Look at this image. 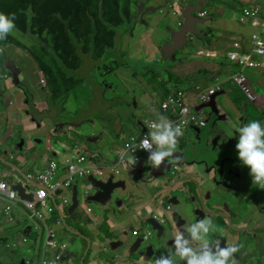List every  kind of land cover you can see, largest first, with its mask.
<instances>
[{"label":"clouds","instance_id":"obj_1","mask_svg":"<svg viewBox=\"0 0 264 264\" xmlns=\"http://www.w3.org/2000/svg\"><path fill=\"white\" fill-rule=\"evenodd\" d=\"M192 1H196V0H184V6L181 7L179 5L181 9L179 11L178 21L175 22L174 30H178L182 27L184 19L181 16V12H182V10H184L186 8L187 5L192 3ZM207 2L208 1L203 3L202 9L199 12L194 14L199 19H205L206 20L205 23L197 25L198 30L200 32H204V34L202 36H195L194 34L187 33L186 34V43L184 45H186V47L189 48L190 47L189 45L196 41L197 47H199V49L196 52V56L203 57V58H215L217 56V51L205 52L203 50V48L206 46V44H212L214 41L217 42L218 39H226V41L229 43V47L225 51L226 56L228 58L227 60L236 68V70L234 72H232V74L235 73L238 70V68H241L244 72L242 76L245 79L244 80L245 83L251 87V90L256 97L254 102H250V101H248V99L244 95L240 94V92H239V98H240V96H242L243 100H241L240 105H238V106L241 109H243L244 111L245 110L251 111V110L256 109V110H260V111H256V112H263L264 111V105L260 106V99L263 100V102H264V95H262V91H264V88L261 91L260 95L257 96L254 93L251 81L246 76V71L247 70H259L261 68H264V62L261 60V58L264 57V0L245 1L244 3L246 4V6L240 9V12L237 16V19H235V20L239 24H248L252 28V31L249 34V36L244 40H242L238 37H235V36H232L231 38L228 39L227 36L220 35L219 32L214 30V28L207 26V23L210 21L211 18H215V17L219 16L220 14H222L221 5L215 1L214 2L215 15L214 16L209 15L208 12L204 9V4H206ZM141 3L143 4V9L141 11L140 18H138V20L134 21L133 17L136 15L138 8H139ZM133 4H136V2L134 0H132V3H131L130 20L124 21V22H129V23L135 24V22H137V21L141 22V20L143 19V15L145 14L144 13V5H146V4L144 3L143 0H139L138 6H136L135 9H132ZM178 4H179V2H178ZM148 8L149 9L147 11H158L160 9H163V8H159L158 6H155V7H149L148 6ZM167 8L169 9L168 5H167ZM133 12H135V13L133 14ZM30 13H31L30 8H26L24 10V15H29ZM18 29L20 31H22L16 23L15 13L5 12L3 10H0V73L1 72L4 73L2 76H0L1 77L0 78V88L1 87L5 88V86L3 85V82H2V79L5 76L9 77V79L12 83L11 72L8 68H6V60H7L8 56L5 58L3 56V53H4L5 49H7V51H8V47H10V45H11V40H12L13 36L15 35V33L17 32ZM115 31H116V28H115ZM172 31H170L169 34ZM26 35H28V34H26ZM35 36H38V35H35ZM116 38H117V31H116ZM116 38H115L114 46L116 43ZM211 40L213 41L212 43L210 42ZM257 40H260L261 46L258 44ZM198 42H202V45H198ZM114 46H113V48H114ZM183 48H184V46H183ZM108 50H111V49H108ZM124 51H127V50H124ZM178 51H181V50H178ZM232 52L236 53L238 58L231 57ZM102 58H99V60H101ZM157 58H158V60H157L158 63H163L166 61L169 62L168 60L160 62L161 57H160L159 45L157 46V55H156L155 59H157ZM172 58L174 61L169 62V63L174 64L176 69H178L183 74V77H185L188 74H191V73L183 72V70L185 68L180 67L182 62L185 60L194 61L193 60V58H194L193 54L191 52H189V50L184 55L183 59L180 56L176 58L175 56H173V54H172ZM154 61H152V62H154ZM245 62H255V65H253V66L248 65V63L246 64ZM3 63H5V67H3ZM206 69H207L206 66H205V69L200 68V72H198V74L202 77L204 75ZM4 70H8L9 73H6ZM149 72H151V73H149ZM202 72H204V73H202ZM144 73H146V74L148 73V78H146L145 80H142V82L139 85L150 89L147 85H144L143 82L148 81L149 83H152L153 81L151 80V78L157 73V71H148V72L145 71ZM182 79L179 80V87L177 89H181L182 85H181L180 81ZM125 80H126V82L123 83L124 84L123 90H122V92L119 93V94H121V98L116 99V100H121V99H124L125 96H128V101H126L128 103L127 107H131V103L134 106L135 105L134 101H136V104L138 106V109H136L133 113L134 123L131 124V126L134 129H137L138 134L137 133H131L127 136V137H129L133 134H137L139 136L145 137L139 141L138 148L142 149L144 151H147V152H142L140 155L136 156L137 163L142 162V160H143L152 167L150 169H153V170L154 169H157V170L163 169L167 165L168 158L170 156H172V154L177 149V143L179 141V138H180V136L183 135L182 128L179 124H174L171 120H169L167 117H165V115L161 109H162V105L166 102L159 103L155 99V94H156L155 91L152 90V92H150L147 100L140 107L137 103V100H136V96L139 94V91L134 90V86H129L127 84V78ZM13 85H15V84H13ZM201 89H204V88H201ZM169 93H172V92H169ZM0 96L3 97L5 95H0ZM179 97L181 100L185 99L186 98L185 92L182 93ZM150 100H152L153 103L149 108H146L145 104ZM205 103H208V102L197 103L195 108L198 105L205 104ZM155 106L158 107L160 115L157 114L156 117H153V115H154L153 108ZM195 108H194V111H196ZM139 110L142 111V115H141V117H136L135 115L139 112ZM205 110L206 109H202L198 112L196 111L199 114V117H200L199 120H202V122H203V112ZM142 118H150L151 120L144 121ZM199 120H197L193 124H195L196 126H199V124H198ZM149 123H152L151 129L148 126ZM62 124L64 127L58 130L60 132H58V137H57L56 141L63 142V140L68 139V142L65 143L63 149H61L60 152L56 148H54L55 146L53 144L56 141H54L53 143L50 142L48 144L47 140H49V139H46L44 141V139L43 140H40V139L36 140L35 137L32 138L34 141L42 142V145H44V146L48 145V147H45L46 150L49 152L46 154L47 156H49V155L52 156V152H53L52 150L53 149L55 150L54 152H55L56 156L61 155V151L66 150V152H64V154L62 155V157L65 156L64 162L62 160L59 161V163H57L55 160L49 161L48 164L46 165V167L38 174L37 182L34 184H31L29 182L31 177L24 173L23 167L14 162L13 154H15L16 158L21 157L23 159H25V158L31 159V158H38V157L41 159H44V158L41 156L35 155V153L33 151L26 148V140L28 139V136L26 134L24 136L23 135L20 136L17 133H15L13 131V128L15 129V127H13L12 123H8L4 127L1 126L0 143H4V141H6V139L9 137L10 138L14 137L16 140L12 141L8 144L7 150L4 151L2 153V155L0 152V157L4 160H9L10 162H12V166L14 168L18 169L23 174L24 179H22V183H23V187L26 190L25 191L26 194L30 190H32L33 200H34V196L37 195V193L40 189L41 176L44 173V171L49 168V163L52 161L55 162L59 168L57 171V174H56L57 180L64 181L66 177H69L72 179V185H71V189H70L71 195H72V186L77 185L75 181L79 178H83V179L87 180L89 177H92L96 180H101V181H107L108 179H112L113 182L124 181L128 186L130 185L129 180L132 177L134 168H131L130 166H128V163H130L131 165H134L136 163V159L133 156L128 154L129 160L125 163V172H127L128 176H129L128 180L118 179V176L121 174V172L117 168V165H116L117 161H116L115 156L112 155L111 160L108 161V160L102 159V151L101 150H97L95 153H88L87 152V154L84 155V154H82V151L76 145H72L70 148H67V145L71 144V142H72V136L69 134V130L72 128L76 129V127L67 126V124H74L71 122L62 123ZM193 124H190L189 126H193ZM59 125H61V124H59ZM74 125H79V124H74ZM8 126L11 127L12 134H8L7 137L4 138V140L2 141L1 138L3 137V135L6 131V128ZM17 126L19 127L20 125H17ZM57 126H54L53 128L55 129V128H57ZM143 127H145L146 129L143 130L142 132H139V129L143 128ZM55 133L56 132L51 133V134H55ZM236 133H238V137H237L236 142H235V150H236L235 155L240 160V164L245 167L249 178L252 179V183L254 185H258L260 189H264V122L262 121L261 118L248 117L247 115H245V117L243 118L241 126L238 129H236ZM62 134H63V136H62ZM17 135H18V137H20L24 140V145L22 146V151L20 153L15 152L12 148L13 145L18 144V142H19V138H17ZM228 135H229V137H231L233 135V132L230 131L228 133ZM92 139H95L94 141H96L95 137H90L87 139V142H94V141H92ZM88 140H91V141H88ZM0 149H1V147H0ZM134 150L135 149H133V151ZM56 151H58V153ZM56 156H54V157H56ZM95 160H96V162H95ZM0 167L3 168V167H6V165H4L3 163L0 162ZM177 167H179V166H175V167L171 168L172 177H175V181H176V176L174 175L173 171L176 170ZM150 169H148V170H150ZM146 174H148V173H146ZM144 176H145V174H144ZM144 176H143V178H144ZM2 181H6V183L8 184L7 177L4 176L3 174H0V194L2 195V197H4V200L9 203L4 208V210H6L4 214L8 217L9 221L12 220V217L10 215V210H11L12 204L19 202L23 205L24 209L26 210L28 219H30L33 222L32 229L38 234L43 233V241H42V244H41L39 250L37 251V253H34L32 251V247L29 246L26 250V255L30 254L31 256L35 257L37 259V261L41 258L51 259L53 254L58 250L57 248L62 243H64L65 249L61 252V256H62L64 254V252L67 250V248H69V245L67 243V238L62 237V235H61L58 239L54 230L51 228L50 223H51V216L52 215L50 216L49 219H47L45 221H42V222L37 221L34 217V207L31 205V202L33 200L32 201L21 200L19 197H17L15 192L10 190V187H9V192H6L1 186ZM175 181H174V183H175ZM173 184H172V186H173ZM8 186H9V184H8ZM172 186L170 188H172ZM188 187H189V185H188ZM172 189H174V191H175V188H172ZM86 190H87V195L90 196L89 189H86ZM57 191H60V190H57ZM76 191H77V189H76ZM60 192L56 195H54L55 192L53 193L54 198H55V200H54L55 204H59L56 197L58 195H60ZM197 192H198V195L200 196L199 188L197 189ZM172 195L176 197L177 203L174 205H166V206L175 207V206L180 205L183 201L186 202V205H187V202H190L191 203L190 206L191 205L193 206L196 203V202L193 203V201L196 200L195 198L190 199L191 192L185 193L182 196V198H180V200L177 198V196L174 192L172 193ZM76 200H77V205L73 210V214L78 217L79 223H81L82 225H79V223L73 225L70 222V220L68 219V209L72 205V201H71V204L69 206H66L67 207L66 216L64 214L65 206L63 208V212L61 215L59 214L58 210H56L54 213L58 214V216H59L58 220L61 221V219H64L67 222L68 226H69V224H71L73 226H78L82 229H85V228H88L90 223H91V221L88 218V214L90 211H93L87 205H90V204L95 205L98 208V211L100 213V214L95 213L99 217L98 221L96 222V225L99 227L98 224L102 220V218H104L106 220V222L110 225L109 233L102 232L100 227H99V229L103 235H102V240L96 242V244H95L96 249H97V243L102 242L105 238L107 240H115V241L118 240L120 238V235H121L120 232L124 229L128 233V239H134L135 237H138L142 234H145L147 236V240H148V236H149L150 232H152L148 227L145 226V229H142L137 224L138 222H141L140 219H137L136 221H134L133 219H128L125 221L122 219H119V220L124 221L125 226L124 227H116L114 224L111 223V221L109 219V218H115V217H112L109 211H102L99 208V206H97L96 204L89 203L87 201V198L85 200V206H84V210L87 214V220H82L80 218V216L75 213V209L78 206L77 192H76ZM6 208H8V209H6ZM153 208H155V207H153ZM118 213L119 212L115 213L114 216ZM196 215H198V217L194 219V222L190 226H188L185 230L177 231V233L175 234V236L173 238V241H172V244L170 247V251L167 254L160 255V256L156 257L153 260L152 264H184V262H185V264H229L230 260L232 261V264H235L233 254L238 250L237 247L232 246L233 244L229 245L227 243H226L227 244L226 247H221L219 240H217L215 243H213L210 240V235L212 233L219 231L220 229L210 218H202V216L199 217L200 215L198 213ZM115 219H118V218H115ZM130 221H134L135 224H133V225L137 226L133 230L131 229V227L133 225H131L129 228L127 227V225L129 224ZM263 221H262V223H263ZM55 223L57 224V221ZM172 224L175 225V227H178V225L176 223L172 222ZM60 226H61L62 232H64V227L62 225V222H61ZM261 229H264V228H261ZM261 229L258 228V230H261ZM79 233H81V232H79ZM115 234H117L116 239H114ZM70 236L71 235H69V237ZM87 240L90 243V249L86 252V254H85L86 242L83 240H79L81 242V245H82V248L80 250V255L78 257L79 258V264L81 262V258H82V264H85V262H84L85 256H86V259L88 258V256L94 257L93 264H95V257L96 256H94L93 254L96 251V249L93 250V247H92L90 240L88 238H87ZM28 241L29 240L26 236H22V238L20 239V244L27 245ZM53 241H55V248L56 249H51L49 244H48L49 242H53ZM6 245H7V247H10V246L14 247L15 246V244H11V243H7ZM82 252H83V256H82ZM124 259L125 258L122 259V262ZM70 260H72V259L64 260V261L61 260V264L67 263Z\"/></svg>","mask_w":264,"mask_h":264},{"label":"rangeland","instance_id":"obj_2","mask_svg":"<svg viewBox=\"0 0 264 264\" xmlns=\"http://www.w3.org/2000/svg\"><path fill=\"white\" fill-rule=\"evenodd\" d=\"M136 4L132 5V9L138 6L139 0H134ZM153 0H146L144 5V18L140 23L135 24L124 22L121 26L116 28L117 38L113 49L106 51L103 58L100 60V69L102 72L101 85L99 86V92L102 95L99 104V111L94 116H88L85 113H79V107L83 104L89 92L95 87L96 83L93 81H82L80 85L76 86L71 92H69L64 99H58L52 101V108L48 107L46 98L47 92L42 89L44 85L43 74L40 70L37 61L33 55H39L45 63L51 68H55V65L50 57V54L44 50L43 41L38 36L26 35L19 29L11 40V45L8 47V57L6 66H11V63L17 68V78L14 79V84L18 86L17 97L9 95L8 101H2L0 99V126L4 127L8 123L19 122L21 120H29L28 115H32L35 118L36 132L44 130L48 122L51 125L57 126L62 123L71 122L79 124L78 128H72L69 130V134L72 136L71 144L67 145L70 148L72 145H76L82 154L95 153L97 150L102 151V159L110 161L112 158V152L116 147L120 146L124 139L131 133H137V129H134L131 124L134 123L133 113L138 106L136 101L133 106L127 107L128 103L126 99L116 100L114 97L122 92L124 82L126 78L131 76V70H124V66H128L130 69L134 68L136 64L144 66L146 71H157L160 66L172 65L169 62L158 63V58L152 63H144L146 47L143 45H134V39L137 37L139 30L146 31L148 27L156 26L157 29L152 32H144L146 40L150 39L156 45H162L169 39V33L166 32L165 25L168 23L167 6L158 11H147L148 5ZM218 2L221 5V12L223 15L233 17L237 19L240 9L245 7V1L249 0H209L204 4V9L209 15H215L214 2ZM181 7L184 6V0H178ZM142 23V24H141ZM174 35H172L173 39ZM213 42L212 40L210 41ZM227 41L226 39L217 40V56L215 58H203L196 56V52L199 49L196 41L190 44L188 50L193 54V60L196 62L194 67H188L183 72L192 73L197 68L205 69L204 63L208 65V68H220L222 63L227 72L234 71V66L228 62L225 58V51ZM124 50L128 51V56H122ZM264 62V57L261 58ZM103 66H107L109 71H104ZM9 73L8 70H4ZM78 74H82L89 77L85 71H80ZM92 77H98L96 73H91ZM246 76L252 83L254 93L259 96L264 88V68L259 70H247ZM231 77V76H230ZM229 77V78H230ZM1 78V77H0ZM89 82V86H88ZM197 82L201 86H206L209 81L205 78H199ZM232 83V82H231ZM112 85V87H110ZM105 98V99H103ZM239 98V91L236 86L230 84L227 88V92L216 98V104L219 107L225 106L230 99L235 100ZM26 100V101H25ZM23 111H26L27 115H24ZM260 111V110H251ZM202 115V114H201ZM14 116L15 120L11 117ZM107 119L106 124H102L101 121ZM121 123V128L117 130L116 124ZM40 124V128H38ZM138 134V133H137ZM52 135V134H51ZM36 138L37 136L34 135ZM90 137H95L96 141L87 142ZM190 133L186 135L183 144L189 139ZM34 138V139H35ZM39 140V138H36ZM203 143V142H201ZM203 147L208 151L212 149V145L204 143ZM193 149V145H188L186 150ZM39 155L45 159H48L46 153L39 149ZM59 163V156L55 158ZM96 162V160H95ZM129 176L127 172H122L118 179L128 180ZM77 199L78 206L75 209V213L80 216L82 220H87V214L84 210L85 200L87 197L86 183L84 179H77ZM154 203H157L158 197H153ZM58 203L61 201L58 199ZM190 202H187V206H190ZM94 213H99L98 208L95 205H87ZM67 207L64 208V214L66 216ZM100 214V213H99ZM211 220L217 225L216 218ZM243 222L232 223L224 222L223 227H219L222 231L228 232V237L231 239L236 238L234 231H239ZM63 240V239H62ZM232 245V241L226 242ZM235 264H238L240 257H234ZM232 264V261H229Z\"/></svg>","mask_w":264,"mask_h":264},{"label":"flooded vegetation","instance_id":"obj_3","mask_svg":"<svg viewBox=\"0 0 264 264\" xmlns=\"http://www.w3.org/2000/svg\"><path fill=\"white\" fill-rule=\"evenodd\" d=\"M128 51H124L126 53ZM188 52V47L184 45L183 50L174 51L173 56L184 58ZM123 54V53H122ZM3 56H8V51L5 49ZM181 60V59H180ZM94 61L100 66L99 58H94ZM5 67V63H3ZM4 73L1 72L0 76ZM99 76V73H97ZM183 78V74L176 69L175 65H163L157 70V73L151 80L158 84L155 93L173 92L179 87V80ZM0 95H7L6 88H0ZM4 97V96H3ZM115 99H120L121 94H117ZM0 99L3 101L2 97ZM155 99L156 98L155 94ZM26 101V100H25ZM159 102V101H158ZM100 97L94 93L86 108L78 111L85 113L88 116H94L99 111ZM240 107L232 104L224 111L220 112L216 108L212 110L206 109L203 112V125L186 126L182 129L183 135L180 136L177 143L176 151L167 160V165L163 169H168V164L172 159L179 158V152L184 149L185 158L179 159L177 162L179 167L173 171L176 176L175 184H177L174 193L180 200L185 193L191 192L190 199H196V203L192 206H187L183 201L180 205L172 207L163 204L159 210L157 217L158 228L155 232H150L146 244L131 253L120 264H152L153 260L167 254L173 238L177 231L185 230L190 226L194 219L198 217L197 213L202 218H216L219 227L224 226V222L232 223L234 221L243 222L239 231H234L236 238L228 237V232L220 234L219 230L210 235V240L215 243L220 241L221 247H226L227 241H232L237 247V251L233 254L234 257H240L238 264H264V229L258 230L264 220V189H260L258 185L252 183L248 173L240 160L235 155V142L238 137L236 129H238L245 115L248 117H258L264 122V111L256 112L245 110L241 116ZM26 112V111H25ZM153 117L160 115L158 107L153 108ZM142 111L135 115L141 117ZM30 121H35L34 116L28 115ZM11 118H15L12 116ZM219 118V119H218ZM144 121L151 120L150 118H142ZM107 119L102 120V124L107 123ZM13 131L18 135H25L24 127L21 124L19 127L15 122L12 123ZM146 128H140L142 132ZM233 132L229 137L228 133ZM58 132L55 134L46 133L44 141L49 139L51 143L56 141ZM190 133L189 139L183 144L185 137ZM1 136V132H0ZM16 139L7 138L4 143H0L1 155L7 150L8 144ZM203 142V143H201ZM208 142L212 149L206 150V153L195 155V148H204V143ZM193 145V149L186 150L188 145ZM55 154V152H52ZM142 167L145 170L152 168L149 164L142 160ZM186 168H190L191 172H186ZM145 181H154L152 177L145 174ZM189 185V187H188ZM200 190V196L197 189ZM237 202V206L234 205ZM212 212H215L213 214ZM196 213V214H195ZM176 223L178 227L172 224ZM135 224L130 221L127 227ZM142 229L145 225L142 222L137 223ZM99 227L102 232L109 233L110 225L104 218L99 222ZM123 224L121 227H124ZM218 227V228H219ZM84 252V251H83ZM82 252V256H83ZM86 256L84 258L85 262Z\"/></svg>","mask_w":264,"mask_h":264},{"label":"trees","instance_id":"obj_4","mask_svg":"<svg viewBox=\"0 0 264 264\" xmlns=\"http://www.w3.org/2000/svg\"><path fill=\"white\" fill-rule=\"evenodd\" d=\"M131 3L132 0H0V10L15 13L16 23L25 34L38 35L43 41L39 46H43L50 54L55 65L53 69L39 55H33L43 74L42 89L47 92L48 107H53L52 101L64 99V96L80 85L81 80L87 81L86 78L96 85L78 111L87 107L94 93H97L101 100L99 86L102 72L94 58H102L108 49L113 48L115 28L130 20ZM26 8H30L31 13L24 16ZM121 55L128 56V52ZM225 58L228 59L226 53ZM102 69L109 71L107 66ZM80 71H85L89 77L78 74ZM91 73H99V76L92 77ZM230 76L232 71L227 72L221 63L214 78L221 89L216 93L214 107L220 112L232 104L240 105L243 100L240 96L235 100L230 99L225 106L219 107L216 104V98L227 92ZM156 98L159 103L169 99L180 101L178 95L169 92L156 93ZM2 99L7 101L8 97L4 96ZM240 111L243 116L244 110ZM127 141L128 137L112 152L121 173L125 172V163L129 160L125 146ZM64 160L65 156L62 157L63 162ZM38 165L39 162L35 163L33 168L39 172Z\"/></svg>","mask_w":264,"mask_h":264},{"label":"water","instance_id":"obj_5","mask_svg":"<svg viewBox=\"0 0 264 264\" xmlns=\"http://www.w3.org/2000/svg\"><path fill=\"white\" fill-rule=\"evenodd\" d=\"M205 2L206 0L192 1V3L187 5L186 8L182 10L181 16L184 19L182 27L178 30H173L170 33L171 43L173 44L166 45L161 48L160 62L165 60H168L169 62L174 61L172 54L175 50L183 49V46L186 43L187 33L194 34L195 36H202L204 34V32H200L198 30L197 25L205 23L206 20L199 19L194 14L202 9V4ZM142 9L143 4L141 3L136 15L133 17L134 21L140 18ZM172 35H174L173 39ZM6 68L10 70L12 83L14 84L13 81L15 78H17V68L13 65V63H11V66H6ZM143 84L149 87L150 83L148 81H144ZM262 95H264V91H262ZM215 96L208 103L198 105L195 110L198 112L202 109L212 110L215 108ZM152 103V100L148 101L145 104V107L149 108ZM67 126H73L77 128L79 125L67 124ZM59 127L61 129L64 126L61 124ZM54 130H56V128ZM8 134H12L10 126L6 128L1 140L3 141ZM17 138H19V142L18 144L13 145L12 148L15 152L20 153L22 151V146L24 145V140L18 137V135ZM94 140L95 139H92V141ZM67 142L68 139H65L63 142L56 141L53 145L55 146L54 148L60 152ZM47 143L49 144L50 141L47 140ZM52 156L54 157L56 154L52 153ZM178 160V158L172 159L169 163L168 169L166 170H144L142 168V162H138L134 166L132 177L129 180V186L124 181L113 182L112 179L101 181L89 177L87 181H90V185L88 187L90 196L87 198V201L89 203L96 204L102 211H109L112 217L122 219L124 221L128 219H133L134 221L140 219V221L146 227H148L152 232H155L158 230L156 227L157 217L159 216V210H161L163 207L162 204L174 205L177 203L176 197L172 195L174 189L170 187L175 181V177H172L171 168L179 166L177 162ZM0 162L6 165V167H0V174H3L7 177L10 190L15 192L17 197H19L21 200L32 201V190H30L27 194L25 193L26 190L22 183V179H24L23 174L18 169L14 168L12 166V162L9 160H4L0 157ZM146 173H148V175L152 177L154 181H145L143 176ZM149 185L151 187H149ZM59 192L60 191L55 192L54 195L58 194ZM76 192V185H73L71 199L72 205L68 209V219L73 225L79 223L78 217L73 214V210L77 205ZM153 197H158L157 203H154ZM117 212L119 213L114 216V214ZM212 213L215 214V212ZM262 216L264 218V215ZM61 222L64 227L62 237L67 238V243L69 245V248H67L64 254L61 256V260L64 261L69 259H77L79 257L80 250L82 248L81 242L79 240L86 242V254V252L90 249V243L87 238L82 233L72 230V228L68 226L64 219H61ZM79 225L82 224L79 223ZM261 228H264V221L259 229ZM120 234V238L116 241L107 240L105 238L102 242L97 243V249L93 254L96 256L95 264H119L122 262L123 258H126L137 249L142 248L147 242V236L145 234L135 237L134 239H128V233L125 229L122 230ZM69 235H71V237H69ZM80 264H82V258Z\"/></svg>","mask_w":264,"mask_h":264},{"label":"crops","instance_id":"obj_6","mask_svg":"<svg viewBox=\"0 0 264 264\" xmlns=\"http://www.w3.org/2000/svg\"><path fill=\"white\" fill-rule=\"evenodd\" d=\"M146 4V0H143ZM168 5L169 9L167 11L168 16V23L165 25L166 32H170L174 30L175 22L178 21L180 6L178 4V0H153L149 7H155L158 6L159 8H165ZM135 12H133L134 14ZM25 16V15H24ZM144 18V15H143ZM140 23L139 21L135 22L134 28H136V25ZM142 24V23H141ZM207 26H210L214 28L217 32H219L220 35L227 36L228 39L232 36L238 37L242 40L246 39L249 34L252 31V28L248 24H239L235 18L229 17L227 15L220 14L219 16L215 18H211L210 21L207 23ZM157 29L155 25L152 27H148L146 31L139 30L137 37L134 39V45H143L146 47L145 51V58L143 60L144 63H151L155 60L157 55V46L155 43H153L152 40L147 39L146 35H144V32H152L153 30ZM179 40V38H178ZM177 40V41H178ZM171 34H169V39L162 45L159 46V49L166 45H171ZM198 45H202V42H198ZM175 46V45H174ZM229 47V43L227 42L226 48ZM205 52L207 51H217V42L214 41L212 44H206V46L203 48ZM196 62L185 60L180 65L181 68H188V67H194ZM201 65L206 66V71L204 75L201 77L198 72H200V68H197L193 73L186 75L183 77V79L180 81L182 87L181 89L185 91V97L186 100L189 103H193L195 100V90L194 86H199L201 88H206V86H201L197 80L199 78H205L208 81L215 78L216 70L217 68H208V65L204 64L203 62L200 63ZM235 68V67H234ZM124 70H131V76L127 77V84L129 86H134V90H138L139 94L136 96V100L138 105L141 107L144 102L147 100L150 92L157 90L156 83L152 82L149 84V88H145L144 86H140L139 84L142 82V80H145L148 78V73H144L146 70L143 65L136 64L134 68H129L128 66H124ZM236 68L234 69V71ZM232 71V72H234ZM148 72V71H147ZM151 73V72H149ZM3 85L5 86L7 90V97L11 95L12 97H17L19 91L18 86L13 85L9 79V77L5 76L2 79ZM230 85V83H229ZM228 85V86H229ZM112 87V85L110 86ZM228 88V87H227ZM130 94V93H129ZM126 101H128V96H125ZM264 102L260 99V106H263ZM24 115H27L25 111H23ZM29 118V116H28ZM18 125H23L25 134L28 136V139L26 140V148L30 149L35 153V155H39V149H42L46 154L49 153L45 147H48V145H42V142L40 141H34L32 138L34 135H36V138H39L40 140H43L44 136H46V133H52L54 131H58L60 129L59 125L57 126L56 130H54V125H51L50 122H48L45 126L44 130H40L36 132V124L35 121L30 120H21L19 122H15ZM193 126H196L193 124ZM38 128H40V124L38 125ZM117 130L121 128V123L116 124ZM1 129V126H0ZM37 140V139H36ZM52 150V149H51ZM58 153V151H56ZM66 152V150L61 151V155L59 156V161L62 160V155ZM179 158L178 159H184L186 154L184 149H182L179 152ZM195 155H201L206 153L205 148H195ZM13 160L15 163L21 165L23 167V171L25 174L31 177L29 182L31 184H34L37 182V176L38 174L46 167L49 161L56 160L57 157L48 156V159H41V158H21V157H15V154H13ZM39 162L38 170L39 172L34 170L33 166L35 163ZM186 172L190 173L191 169L186 168ZM83 179V178H79ZM85 180V179H84ZM86 183V189H88L90 185V181L85 180ZM177 184H173L172 188H176ZM77 189V185H76ZM89 195H87L86 198H88ZM196 200L193 201L195 203ZM9 204L4 200V197L0 194V264H26V262H30V264H37L38 261L35 257L31 256L30 254L26 255V250L29 246L32 247V251L34 253H37L39 250L42 241H43V233H36L32 229L33 222L28 219L27 212L24 209L23 205L19 202L12 204L10 215L12 217V220L9 221L8 217L4 214L6 210L4 208L6 205ZM234 205L237 206V202H234ZM88 218L91 221L88 228L82 229L78 226H73L69 224V226L72 228V230H76L78 232L83 233L91 242L93 250L96 249V242L102 240V232L100 231L99 227L96 225V222L98 221L99 217L97 214H95L93 211H90L88 214ZM59 216L57 213L52 214L51 216V223L50 226L54 230L55 234L57 235V238L62 235V229L60 225H57L55 222L58 221ZM111 223L114 224L116 227H121L124 224V221L115 219V218H109ZM136 225H133L131 229L133 230L136 228ZM22 236H26L28 238V244L22 245L20 244V239ZM71 237V236H70ZM117 238V234L114 235V239ZM7 243L15 244L14 247L10 246L7 247ZM91 255V254H90ZM94 257L88 256V258L85 260V264H93ZM64 264H79V258L78 259H72L67 263Z\"/></svg>","mask_w":264,"mask_h":264},{"label":"built area","instance_id":"obj_7","mask_svg":"<svg viewBox=\"0 0 264 264\" xmlns=\"http://www.w3.org/2000/svg\"><path fill=\"white\" fill-rule=\"evenodd\" d=\"M258 44L261 46L260 40H257ZM231 57L238 58L237 54L232 52ZM248 65H255V62H245ZM243 70L238 68V70L232 74L230 78V84L237 87L240 94L244 95L248 101L254 102L255 95L253 94L251 87L245 83V79L242 76ZM232 82V83H231ZM195 90V100L193 103H189L186 98L174 102L173 99H169L166 103L162 105V111L169 120H171L174 124H179L183 129L190 124H193L197 120H199V114L194 111V108L197 103L209 102L218 91H220V86L216 83L215 79L209 80V84L206 88L201 89L199 86L194 87ZM185 91L182 89H177L172 92V94H176L180 96ZM151 124L148 126L151 129ZM199 125H203L202 120L198 121ZM145 138L144 136H139L137 134H133L128 137V141L126 143V151L129 155L133 156L136 159V163L131 165L128 163V166L134 168L137 164V155H140L142 152H147L138 148L139 141ZM133 149H135L133 151ZM58 166L55 162L49 163V168L44 171L41 176V185L40 189L36 196H34V200L31 202V205L34 207V217L37 221H45L50 218V216L58 210L61 215L63 212L64 206H69L71 204L72 195L70 193L72 179L66 177L64 181L57 180L56 174L58 171ZM2 188L9 192V186L6 181H2ZM57 190H60V195L56 197V199L60 200L61 203L55 204V198L53 193ZM8 209V208H6ZM57 224L60 225L61 221L58 220ZM51 249L55 248V241L48 243ZM58 250L53 254L51 259L41 258L38 260V264H61V252L65 249V244L62 243L58 248ZM26 264H30V262H26Z\"/></svg>","mask_w":264,"mask_h":264}]
</instances>
